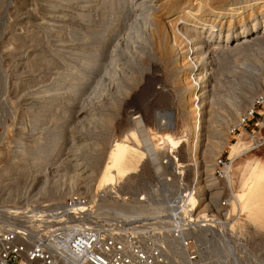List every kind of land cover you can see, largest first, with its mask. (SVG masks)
I'll use <instances>...</instances> for the list:
<instances>
[{"label":"rangeland","instance_id":"rangeland-1","mask_svg":"<svg viewBox=\"0 0 264 264\" xmlns=\"http://www.w3.org/2000/svg\"><path fill=\"white\" fill-rule=\"evenodd\" d=\"M52 1L0 0V169L11 161L14 154L13 151L19 149L21 144L22 147L26 146L33 154H36L42 145V141H44L40 130L48 126L53 136L50 139V144L48 142V146L52 147L51 153L53 155H51L53 156V160L55 159V164L53 163L47 171L49 175L48 183H43L42 173L38 174L36 180H32L31 172H29L28 176V179H31V181L30 183L27 182L28 179L26 180L24 173L27 167L30 168L32 166L31 162L33 158L30 156L28 163L23 165L26 169H23L22 173L19 174L18 184L13 183L15 185L12 186L19 191L27 190L30 194L38 192L39 194L37 193L35 195L38 198L34 200L39 202L61 201L72 190L78 187L85 189L81 187L84 185V180L87 182L92 181V184L96 185L102 173L104 174L103 180H111L118 176H125L132 172H137L139 165L142 164L141 170L147 176L151 171V165H146L144 162L146 157L145 147L152 146L156 150L163 147L173 148L172 145L163 144L165 136L168 134L176 136L179 134L180 129L184 126L186 127V116L182 111L180 99L183 87L178 84L179 82L177 80L181 74L179 69H176L172 63L157 56L154 52L146 57L145 61H134V49L138 51L139 48L137 46L138 44H135L136 40L133 36L134 30L132 28L135 25L133 22L135 18H133L131 10L130 15L132 17L128 16L126 20L122 19L125 20V22L123 21L125 25L122 22L117 23L118 25L115 28L120 29H118L119 31L115 30L116 32L114 33L116 34L111 39L113 40L111 46L114 44L112 49L113 51L116 49V54L118 55V64H112V61H106V69L102 73H99V75L106 73V76L100 75L99 78L97 76V80H95V82L98 81L99 83H96L97 87L95 83L89 84L86 89L81 87L82 90L80 89V91L87 94H81L80 97L83 96V100L79 97L75 99L71 96L70 100L72 102L70 101L66 106H62L55 113L51 112V117L44 116V111L40 113L38 108L42 101L47 102L45 103L48 105H46L48 112L51 110L49 105L51 98L49 95L51 91L50 85L53 83L54 76L68 75L66 83H69L70 74L74 72L72 67H68L70 58H73V55H76L81 47L88 44L91 40V36L86 35L88 32V20L85 19L87 13H84L82 4L77 0H73L74 2L72 0H63L57 7H54L50 6ZM103 1L98 0L100 2L98 3L100 4V8H96L97 12L93 15V22L91 21L95 28V34L105 27L107 23L106 19L109 17L107 14L111 12L112 5L106 7V9V5H104L106 3ZM128 3L131 4L130 2ZM128 3H126L125 9L131 7L127 5ZM77 5L80 7H77ZM103 6L104 10H102ZM117 32L120 35H117ZM122 32L123 34H121ZM121 35L124 36L119 39ZM124 38H126V41L122 40ZM116 39H119L120 43ZM140 41L138 39V42ZM132 45L134 47L133 50ZM114 46L118 47L114 48ZM110 47L107 50L109 55L113 52H111L112 49ZM72 49L76 50H73V52ZM59 52L67 53L68 56L62 59L60 58ZM80 52L85 54L81 50L78 53L80 54ZM234 55L215 58L213 63L210 64L211 66L208 68V71L210 70L208 77L209 86L207 88L209 89L208 92H212L211 94L215 99L214 105L217 104L215 106L217 112L224 113L225 118H227L225 122H222V126L226 131L229 144L225 148H222L219 154L225 157L243 151L241 155L233 158L232 163V185L238 196L241 197L244 194L243 191L247 188H256L258 182H263L264 184V142L254 148L246 149L251 128L254 127V132L259 140H264V126L260 124V121H263L264 107H262L261 103L258 106L260 110H263V113L258 117L259 124L257 126L253 124L256 119L252 118L246 123L247 131L240 127V130H237L235 133H230V128L237 124V120L233 116V110L230 107V102L240 99L244 100L247 96L256 98L260 95L261 97L264 94V80L260 79L259 75L261 74L264 77V54H261V51H248ZM108 59L111 60L107 56L106 60ZM48 63H51V65L47 66ZM251 68L253 69L251 70ZM253 70L254 72H252ZM256 73L257 75H255ZM111 74L115 75L116 79H112ZM69 85L63 89V92L68 90ZM219 96L222 98H218ZM31 97L33 99L30 100ZM260 100L262 99L260 98ZM244 104H240L238 109L241 117L250 109ZM166 112H171L172 114L168 116ZM163 113L166 114L164 115ZM42 115V118H46L40 123L34 124L35 119ZM102 117L103 119L106 117L109 118L107 121H110V123L102 120ZM202 118L204 119V116ZM33 127H37V130L35 129L38 131L36 132L37 137L35 136L32 140H29L27 133ZM135 130H144L145 133L142 134L144 137L135 135L133 133ZM203 133L206 140L207 130L204 129ZM61 136L64 137L59 148L61 149V153L60 155H56V147L60 143L59 137ZM36 138L38 139L36 140ZM122 139H125L128 144L138 148L140 151L134 155L133 159L135 160L132 159V162L118 164L116 166L117 171H119L118 173L112 172L110 169L106 170L105 165L112 146L117 140ZM187 147L186 142L179 146L182 151V157L188 161ZM154 158L152 157V159ZM100 160L101 164L98 169L96 164ZM132 163L133 165H131ZM126 164L129 165L127 166ZM54 167H58L56 171ZM64 168H69V171L67 170L65 173ZM73 171L76 174L78 173L77 176L79 177L80 183L76 184L71 191H68L65 182L69 181V175L71 173H75ZM26 185L29 186L27 187ZM42 186L44 187L41 188ZM39 187L42 189L41 191ZM54 187L55 189L63 188L65 191L63 198L53 199L49 197ZM3 189L4 187L1 185L0 202L15 201L9 198H7L8 200H2V197L7 195L5 191H2ZM43 189L46 190L44 191ZM23 200L25 201L26 199L23 198ZM34 200L29 199V201ZM242 218L245 222L244 226L247 225L246 227H248V229L246 228L248 233H246L249 240H251L246 248L247 261L245 264H264V233L254 223L252 226L251 221L249 223L244 215Z\"/></svg>","mask_w":264,"mask_h":264},{"label":"built area","instance_id":"built-area-1","mask_svg":"<svg viewBox=\"0 0 264 264\" xmlns=\"http://www.w3.org/2000/svg\"><path fill=\"white\" fill-rule=\"evenodd\" d=\"M260 103L264 94L229 132L247 131L252 118L257 126ZM249 136L246 149L264 142L254 127ZM145 150L147 176L78 187L58 202H0V264H245L251 240L231 209L233 158L216 156L199 188L179 147Z\"/></svg>","mask_w":264,"mask_h":264},{"label":"bare ground","instance_id":"bare-ground-1","mask_svg":"<svg viewBox=\"0 0 264 264\" xmlns=\"http://www.w3.org/2000/svg\"><path fill=\"white\" fill-rule=\"evenodd\" d=\"M61 1L63 0H53L50 6L57 7L60 3H62ZM77 1H79L80 4H82V7L84 8L85 11L84 13H87L85 19L88 20V32L86 35L91 36V40L90 42H88V44L82 46L80 49L85 54H82L81 52L79 54L78 53L80 51L79 50L77 52L78 55L77 54L73 55V58H70L69 60L68 67L70 68L72 67L74 71V72L72 71L73 73L70 74L71 75L69 80V83L71 82L70 85L69 83H66L68 75H62L59 77H56V75L54 76L55 78L52 80L53 83L52 85H50L51 91L49 95V97L51 98V99L49 98L50 99L49 105L51 110L50 112H48V110L46 109L47 102L45 101L46 102L45 103L42 101L40 102L39 104L40 107L38 108L40 110V113L44 111L43 114L44 116L51 117L50 116L51 112L55 113L58 111V109H61L62 106H66V104L69 103L70 101L72 102V100H70L71 96H73V98L75 99L79 97L83 100V96L82 97L80 96L81 94L85 95L86 93L80 91V89L82 90L81 87L86 89V87L89 86V84L98 83V81L95 82V80H97V76L98 78L100 75L106 76V73L104 75L103 74L99 75V73H102L103 70L106 69L105 65L107 62L112 61V64H116V63L118 64V55L116 54V49L114 50L115 52L112 49L113 48L112 46L114 44L111 46L113 41L111 39H113V36L116 34L114 32L120 29V28L117 29V27L115 28V26L118 25L120 22H122L123 25H125L124 24L125 20L128 18V16H131L130 14L132 12L133 18H135L134 21L132 20L135 24L134 27L132 26L133 27L132 29L134 30L133 36L136 40V41L134 40L135 44L136 45L138 44L137 46L139 48L138 51L134 49L133 45L135 44L132 42L133 43L132 50L133 49L135 50V55L134 57L133 56L131 57L134 58V61L136 60L145 61L146 60L145 58L154 52L157 56L172 63V65L176 69H179V71L181 72L177 80L179 82L178 84L181 87H183V91L181 93L180 99H181L182 111L186 116V127L184 126L182 129H180L179 134L176 136H174L173 134L166 135L163 144L172 145L173 147H179L180 145L186 142L188 146L187 150H188V164L190 165L189 168L192 169V172L196 171L197 185L199 188H202L204 182H207L205 175L210 171L211 163L213 159L216 157L217 154H219L222 148H225L229 144L227 141L228 138L226 136V131L225 129H223L222 126V122H225L227 118H225L224 113L217 112L215 107L217 104L214 105L215 99L211 94L212 92L211 93L208 92L209 90L207 88L209 86L208 77L210 74V70L208 71V68L211 66L210 64L213 63L215 58L226 57L241 52L246 53L248 51L249 52L261 51V54H264V0H183V1L181 0H104L103 2L106 3L104 4L106 5L105 8L112 5L111 12L107 14L109 17L108 19H106L107 23L106 25L104 24L105 27L101 29V31L97 32V34H95V28L91 23V21L93 15L97 12L96 8L98 7L100 8L99 6L100 4H98L100 2H98V0H77ZM128 2H130L131 4H129ZM126 3H128L127 5H130L131 7L128 6L130 8L127 7L128 9H125ZM77 7L80 6L77 5ZM102 10H104V6ZM131 17L130 19H132ZM103 19H105V17H103ZM49 27L52 28V26ZM128 28L130 29L129 26ZM126 29L124 30L128 31ZM118 34L120 35L119 32H117V35ZM121 34H123V32ZM122 36L124 35H121L119 39L122 38ZM143 36L144 38H142ZM125 39L126 38L122 40ZM138 39L139 41L140 40L141 41L138 42ZM115 46L114 48L118 47ZM108 47L112 49L111 52L113 51L111 55H109L107 52ZM73 50L76 49H72V51ZM59 55L60 58L62 59L68 56V54L64 52H59ZM107 56L108 58L110 57L111 60L109 59L106 60ZM254 62L256 61L254 60ZM50 65L51 63L47 64V66ZM252 69L253 68H251V70ZM107 70H109V68H107ZM252 72H254V70ZM255 75H257V73ZM259 75H260V79L264 80V77H262L261 74ZM111 78L116 79L115 75H112ZM210 84L212 83L210 82ZM68 85H69L68 90H65V92H63V89H65ZM114 85L116 84L114 83ZM95 86L97 87V84ZM218 98H222V97L219 96ZM31 99H33V97H31L30 100ZM254 99L255 98L253 97L247 96L244 100L240 99L237 101L234 100L233 102H230L231 105L230 104L229 105L233 110V116L236 118L237 123L241 120V114L238 110L239 105L245 103L246 105L245 104L244 105L250 108L253 104ZM78 101H80V99H78ZM166 113H168L167 114L168 116L172 114L171 112L170 113L166 112ZM43 115L41 117L38 116L37 119H35L34 124L40 123L43 119H45L46 117L42 118ZM203 116L204 119L202 118ZM107 119L109 118L106 117L105 119H103L102 117V120L107 121ZM107 122L110 123V121ZM35 129L37 130V127L36 128L33 127L31 131L28 133L26 132L27 138L29 140L35 138L36 132H38ZM204 129L207 130L206 140L203 135ZM144 130L142 131L135 130L133 133L135 135L144 137V135H142L145 133ZM40 132L42 133L41 136L43 137L42 139H44V141H42L41 143L42 145L39 147L40 149L37 150L38 152L36 154H33V152L30 149H28L26 146L22 147L21 144V147L19 149L13 151L14 154L11 161L6 163V165L0 169V183L2 182L0 186L2 185L4 189L6 188V190L3 189L2 191H5V193L7 194L6 196L4 195L2 197V200L4 199L8 200L7 198H9L15 201L16 200L24 201L23 198H25L26 200L29 201V199L36 200L38 198V196L37 197L35 196L38 192L35 194H30V192H28L27 190L19 191L18 189L12 187L15 185L13 183H16V185L18 184L19 174L22 173L23 169H26V167L23 165L24 164L26 165V163H28L29 161L28 159L30 158V156H32L33 158L32 162L30 161L32 163V166L30 165L31 167L30 168L27 167L26 172L25 173L23 172L26 180L29 178L28 177L29 172H31L30 174L32 175L31 178L32 180H36L38 174L42 173L43 179L42 178L41 179L43 183L46 184L49 176L47 174V171L50 168V166H52V164L55 162L54 161L55 159L53 160V156H52L53 153H51L52 147L48 146L50 144V139L53 136L51 135L50 128L48 126L46 128L44 127L42 130H40ZM63 138H64L63 136L59 137L60 141L59 140L58 141L60 143H58L57 141L58 147H56L57 148L55 152L56 155H60L61 153V149L59 148L61 146V143L63 142L62 141ZM37 139L38 138H36V140ZM139 151L140 150L138 148L128 144L125 141V139L117 140L108 154L106 161L107 163L105 165L106 170L110 169L112 172L118 173L119 171H117L116 166H118V164L120 165L122 163L124 164V163L132 162L134 155L137 154ZM146 152L147 151L145 150V156L147 157L148 152L147 153ZM242 152L243 151L230 154L229 156L231 158H235L241 155ZM100 164H101V160L96 164V167L98 169L100 167L99 166ZM126 165L128 166L129 164ZM131 165H133V163ZM73 166L72 168H74ZM141 166L142 164L139 165L138 171L142 169ZM54 168L56 171L58 167H54ZM68 169L69 168L67 169L64 168V172L66 173ZM134 173L136 172H132L125 176H118L111 180H103L104 174L102 173L96 185H93L92 181H90L91 182V186H90V182H87L84 179H82L84 180L83 183L85 186L82 185L81 187L85 188L87 192L91 193L93 188H107V187H112L113 185H121L122 182H125ZM77 174L76 172L74 174L71 173L69 175L70 178L69 181L65 182L68 191H71L76 184L80 183ZM192 176H194V173ZM228 176H229V181L233 182V173L230 172ZM31 179H28L29 181L27 180V182L30 183ZM257 184L258 185L256 188L249 187L245 191H243L244 194L241 197H239L238 194L236 193V190H234L233 195L235 197L236 202L235 203L232 202L231 209L236 210L237 213L240 211L242 217L244 215V217L249 223L251 221L252 226L254 223L255 225L259 226L261 228V232L264 233V184L263 182H258ZM44 186H42L41 188H43ZM41 188L39 187L40 191L42 190ZM43 190L45 191L46 189ZM64 195H65V191L63 190V188L55 189L54 187V190L50 192L49 197L53 199H61L63 198ZM232 255L234 258H239V256L233 250H232Z\"/></svg>","mask_w":264,"mask_h":264}]
</instances>
